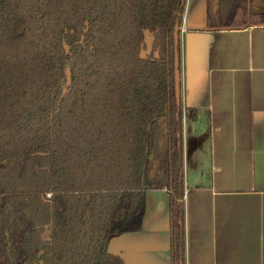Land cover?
<instances>
[{
  "label": "trees",
  "instance_id": "16d2710c",
  "mask_svg": "<svg viewBox=\"0 0 264 264\" xmlns=\"http://www.w3.org/2000/svg\"><path fill=\"white\" fill-rule=\"evenodd\" d=\"M259 3L206 0L207 29L264 24ZM185 4L0 0V264H124L108 237L141 229L154 190L184 264Z\"/></svg>",
  "mask_w": 264,
  "mask_h": 264
},
{
  "label": "crops",
  "instance_id": "0c3cea01",
  "mask_svg": "<svg viewBox=\"0 0 264 264\" xmlns=\"http://www.w3.org/2000/svg\"><path fill=\"white\" fill-rule=\"evenodd\" d=\"M179 42L184 264H264V24L207 29L206 0H186ZM168 205L147 192L141 229L110 235L108 251L171 264Z\"/></svg>",
  "mask_w": 264,
  "mask_h": 264
},
{
  "label": "water",
  "instance_id": "95a60500",
  "mask_svg": "<svg viewBox=\"0 0 264 264\" xmlns=\"http://www.w3.org/2000/svg\"><path fill=\"white\" fill-rule=\"evenodd\" d=\"M180 31V27H178L177 25L174 26V30H173V36H174V41L175 43L177 42V31ZM65 51H67V47L64 46ZM178 59H177V55L175 54L174 56V92H175V97L176 100L179 101V70H178ZM65 77H66V86L69 84L70 82V76H69V70L68 68H66L65 70ZM66 89L63 90V92H65Z\"/></svg>",
  "mask_w": 264,
  "mask_h": 264
}]
</instances>
